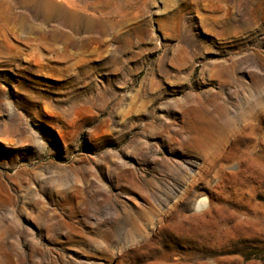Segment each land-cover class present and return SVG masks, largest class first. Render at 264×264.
Here are the masks:
<instances>
[{"label": "rangeland", "instance_id": "rangeland-1", "mask_svg": "<svg viewBox=\"0 0 264 264\" xmlns=\"http://www.w3.org/2000/svg\"><path fill=\"white\" fill-rule=\"evenodd\" d=\"M0 264H264V0H0Z\"/></svg>", "mask_w": 264, "mask_h": 264}, {"label": "bare ground", "instance_id": "bare-ground-1", "mask_svg": "<svg viewBox=\"0 0 264 264\" xmlns=\"http://www.w3.org/2000/svg\"><path fill=\"white\" fill-rule=\"evenodd\" d=\"M40 39H41V38H40ZM240 138H242V137H240ZM240 138H239V140H241ZM254 167H255V166H254ZM253 169H254V168H253ZM257 172H258V169H257ZM259 172H260V171H259ZM259 172H258V173H259ZM201 201H202V199L198 202V204H200Z\"/></svg>", "mask_w": 264, "mask_h": 264}]
</instances>
